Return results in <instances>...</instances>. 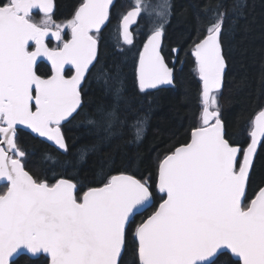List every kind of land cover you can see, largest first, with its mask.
Returning <instances> with one entry per match:
<instances>
[{
  "label": "snow or ice",
  "instance_id": "obj_1",
  "mask_svg": "<svg viewBox=\"0 0 264 264\" xmlns=\"http://www.w3.org/2000/svg\"><path fill=\"white\" fill-rule=\"evenodd\" d=\"M112 3L81 0L71 19L57 22L54 0H0V264H17L22 256L30 264H124L130 234L134 264H264V180L256 184L252 177L264 146V109L241 147L231 141L219 106L228 7L221 0L205 9L187 49H171L170 66L162 37L171 3L135 0L121 19L123 45H135L129 26L142 14L154 12L159 21L144 34L129 92L120 67L105 65L98 54ZM243 7L232 0V16ZM181 52L194 58L201 81L198 122L185 143L158 159L154 180L101 164L97 183L82 190L78 177L57 172L68 164L59 157L70 151L63 126L82 112L95 142L79 150L74 168L117 139L141 142L155 93L175 85ZM89 76L108 97L91 113L83 98ZM21 126L56 149L38 158L34 171L18 139Z\"/></svg>",
  "mask_w": 264,
  "mask_h": 264
},
{
  "label": "trees",
  "instance_id": "obj_2",
  "mask_svg": "<svg viewBox=\"0 0 264 264\" xmlns=\"http://www.w3.org/2000/svg\"><path fill=\"white\" fill-rule=\"evenodd\" d=\"M147 4L158 5L161 0H145ZM56 9L53 13L57 22L71 19L81 0H55ZM135 0H117L111 11L108 26L100 34L98 54L102 62L112 67L118 65L125 78V87L129 92L134 91V69L138 59V52L142 49L144 34L158 23L159 18L142 14L138 24L133 29L135 45L129 49L122 44L120 23L134 5ZM172 5V15L165 25L163 54L170 66L172 63L171 49L181 47L187 49L190 39L195 36L198 21L205 15V9L215 6L221 0H169ZM228 7L230 18L225 24L223 34V50L226 56L227 73L225 87L219 95L221 116L226 124L228 134L234 144L246 147L249 141L251 122L261 109H264V0H242L243 9L238 16H232V0H222ZM34 18L39 20L40 14ZM66 38L70 31L66 30ZM50 46H55L50 43ZM123 48L121 52L118 49ZM183 65L176 64L175 85L170 89H163L154 95L151 111L149 112L146 133L139 143H127L123 139L113 141L98 151L92 153L88 162L74 168L79 150L95 142L94 134L84 120V112L70 123L63 126V132L69 145V153L60 156V161H67V167H57V172L66 176H76L80 180V187L97 183V172L104 164L105 171L109 166L115 169H127L138 176L152 175L155 179L158 159L173 146L185 143L192 127L198 122L200 112L201 81L195 71L194 58L185 57L181 52ZM49 66L42 64L45 70ZM83 98L85 112L91 113L108 102L101 86L97 85L92 76L88 77L84 85ZM18 139L29 156L27 169L34 171V164L45 152L56 154L51 147L31 134L19 131ZM109 158L114 164L109 165ZM52 179V173H48ZM252 177L256 184L264 180V146H260ZM255 185H250L248 195H253ZM4 186H0V192ZM152 209L137 216L138 224ZM135 224L133 225V228ZM134 242L129 235L127 250L124 254V264H134ZM17 264H30L26 256L17 259ZM42 264V262H41Z\"/></svg>",
  "mask_w": 264,
  "mask_h": 264
},
{
  "label": "water",
  "instance_id": "obj_3",
  "mask_svg": "<svg viewBox=\"0 0 264 264\" xmlns=\"http://www.w3.org/2000/svg\"><path fill=\"white\" fill-rule=\"evenodd\" d=\"M116 1H117V0H113L112 5L110 6V10H109V12H110L109 20L106 22L105 26L102 27L101 32L104 31V29L108 26V24H109V22H110V19H111V11H112L114 5L116 4ZM54 5H55L54 12H55V9H56V2H55V0H54ZM130 10H131V9H130ZM130 10H129V11H130ZM34 14H35V13H34ZM126 14H127V13H126ZM138 21H139V18H138V20H137L136 22L132 23V24L129 26V27H130V30L132 31V33H133V29H134V28L136 27V25L138 24ZM52 42L56 43L54 40H53ZM163 46H164V35H163V37H162V49H163ZM98 51H99V45H98ZM43 64L48 65L47 61H44ZM226 64H227V62H226ZM48 66L50 67V65H48ZM226 73H227V68H226ZM226 73H225L224 82H223V87H222L221 91H223V89H224V87H225ZM175 74H176V71H175ZM170 88H173V86H166V87H164L163 89H170ZM65 124H67V123H65ZM65 124H64V125H65ZM20 131L27 132V133L31 134L33 137H35L34 134L30 133V130L23 129L22 126H21V130H20ZM35 138H37V137H35ZM38 139L41 140V138H38ZM45 143H47L48 145H50L51 147H53V148L55 149V146L52 145L51 142H45ZM259 148H260V146H258L257 153H258ZM256 155H257V154H256ZM255 159H256V156H255ZM255 159H254V162H255ZM0 186H3V185L0 184ZM143 213H145V212H143ZM143 213H142V214H143ZM19 258H20V257H19Z\"/></svg>",
  "mask_w": 264,
  "mask_h": 264
},
{
  "label": "flooded vegetation",
  "instance_id": "obj_4",
  "mask_svg": "<svg viewBox=\"0 0 264 264\" xmlns=\"http://www.w3.org/2000/svg\"><path fill=\"white\" fill-rule=\"evenodd\" d=\"M49 43H54V42L50 41ZM54 44H55V43H54Z\"/></svg>",
  "mask_w": 264,
  "mask_h": 264
},
{
  "label": "rangeland",
  "instance_id": "obj_5",
  "mask_svg": "<svg viewBox=\"0 0 264 264\" xmlns=\"http://www.w3.org/2000/svg\"><path fill=\"white\" fill-rule=\"evenodd\" d=\"M145 3H147L145 0H144Z\"/></svg>",
  "mask_w": 264,
  "mask_h": 264
}]
</instances>
